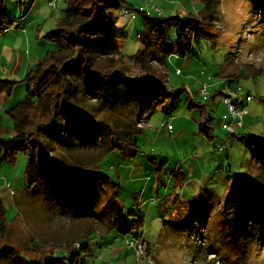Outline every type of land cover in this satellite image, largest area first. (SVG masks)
I'll return each mask as SVG.
<instances>
[{
  "label": "rangeland",
  "instance_id": "obj_1",
  "mask_svg": "<svg viewBox=\"0 0 264 264\" xmlns=\"http://www.w3.org/2000/svg\"><path fill=\"white\" fill-rule=\"evenodd\" d=\"M187 1L191 0H169V3L179 10ZM33 2L26 0L21 9L16 0H5L4 11L15 21L7 27L11 34L18 33L20 18ZM205 2L216 9L217 16L215 21L199 27L198 38L187 48L186 55L173 53L160 57V65L152 63L155 73L166 80L172 96L163 99L156 97L157 91H149L145 112L142 110L134 119L144 128V119L151 116L149 126L136 135V155H130L134 147L108 151L112 143H118L117 139L113 136L102 139L104 132L100 128L92 132L98 127L89 121L88 114L79 124L82 129L67 130L64 137L60 134L58 117L50 129L52 139L47 145L61 143L73 151L58 147L39 160L73 163L90 160L120 184L118 199L123 212L128 218L143 217L140 236L156 264H264V187L256 181L259 147L253 144L254 139L264 135V76H248L228 83L218 75L229 60L250 72L253 68L264 72V0ZM47 3L48 0H39L33 7V13L49 12L43 15L45 20L38 26L42 32L53 31L66 11L65 0H61L56 10L50 9ZM123 8L127 6L123 4ZM166 8H161L162 18H172L176 13L165 12ZM143 16L138 14L137 19L119 16L117 21L126 37L122 44L124 70L133 81L141 80L144 74L130 61L145 50L152 38L153 22L144 20ZM9 32L0 33V50L10 53L15 47V51L21 49L15 56L20 58L22 54L24 62L29 61V54L41 57L38 54L46 55V51L56 47L51 36L40 32V37H36L33 29L27 34L34 41L35 45L31 46L21 41L27 36L25 32L19 33L22 35L19 38ZM167 41L174 47L186 43L174 30L167 33ZM250 52L256 56L253 60L248 59ZM10 70L4 62L0 79L20 82L24 78L22 70L14 73ZM204 84L208 85L209 95L223 88V94L241 99V105L247 107L243 128L235 136L223 129L224 124L231 123L232 116L222 104V95L205 101L200 94ZM247 94L252 97L250 102L246 101ZM26 99L23 83L11 95H0V131L4 136L14 134L7 112ZM189 99L206 104L213 119L214 140L200 133L197 124L200 112L188 109ZM90 101L84 102L85 108ZM166 105L170 109L168 116L161 112V107ZM149 106L150 112L146 111ZM126 111L117 109L113 115L97 116L111 123L117 118L126 120ZM167 121L172 128H168ZM35 153L38 156L37 150ZM49 164L52 167L48 169L47 181L40 178L44 170L32 169L28 175L27 157L22 151L13 162L0 166V201L8 224L6 237L0 240V264H22L20 255L42 262L52 252L51 248H54V257L61 259L67 256L66 247L89 230L94 233L89 242L92 256L86 259L87 264H137L134 250L129 248L133 235L123 237L116 231L109 235L114 218L113 202L96 189L94 178L87 174L72 176L73 173L58 170L60 164ZM31 179L35 183L29 188ZM44 245L50 248L45 249Z\"/></svg>",
  "mask_w": 264,
  "mask_h": 264
},
{
  "label": "trees",
  "instance_id": "obj_2",
  "mask_svg": "<svg viewBox=\"0 0 264 264\" xmlns=\"http://www.w3.org/2000/svg\"><path fill=\"white\" fill-rule=\"evenodd\" d=\"M16 1L19 8L25 7L26 0ZM4 2L5 0H0V33L15 22L10 20L4 11ZM65 3L64 15L58 19L53 31L49 33L51 42L56 44V50L48 52L30 69L22 81L0 80V95H11L19 83L26 85L27 92V99L7 112L13 124V136H4L3 131H0V166L4 162H13L17 154L22 151L27 157L28 175L34 169L44 170L45 173L42 172L40 178L47 181L50 176L48 169L52 167L49 162H52V165H61L58 170L73 173L72 176L86 174L91 176L95 180L96 189L109 196L110 201L113 202L114 218L109 225V235L116 231L123 237L133 235V238L142 239L140 231L144 225L143 217L135 219L129 216L130 219L124 214L123 206L118 199L121 185L113 182L96 163L90 160L73 163L72 161L61 162L59 159L39 160V158H44L47 152L53 153L58 147L67 152L73 151L72 148H65L61 143L47 145L52 139L50 129L58 117L61 126L60 134L64 137L67 130L82 129L80 123L88 114L89 121L96 123L98 127L92 132H97L100 128L104 132L102 139L106 140L109 136L117 139L118 143H112L108 151H122L126 147H134V152L130 155H136L138 149L136 135L141 133L139 124L138 126L136 123L123 124L118 118L108 123L97 115H113L117 109L132 112L136 107H139L140 111H145V106L149 103V91L153 93L157 91L156 97L163 99L172 96V93L168 91L166 80L155 73L152 63L160 65V57L170 56L173 53L185 56L187 48L190 49L191 43L198 38L199 27L213 22L214 19L192 15L165 19L162 18L163 14L161 16L143 14L144 18L153 22L152 38L145 50L130 61L144 74L141 80L133 81L124 70L125 58L122 44L126 37L122 35V30L117 25L121 8L123 4H127V1L65 0ZM170 30H174L178 37L184 38L186 43L175 47L168 43L167 33ZM238 71L239 74L234 79L240 80L250 76L247 68H241ZM255 73L257 76H264L261 70H256ZM121 98L125 101L124 103H121ZM88 100L91 101L85 108L84 102ZM187 106L190 110L195 109L200 112L197 122L200 133L214 140L213 119L206 104L189 99ZM148 109L150 112V106ZM161 110L165 114H170L167 105L161 107ZM253 144L259 147V173L256 181L264 187V135L254 139ZM36 150L38 156L35 153ZM34 183L31 179L29 188ZM113 205L116 206L113 207ZM7 231L5 211L0 201V240L5 239ZM136 232L137 235H134L133 233ZM93 233L89 230L86 235L78 238V241L67 246V256L61 259L54 257L52 253L54 248H51L52 252L45 255L42 262L20 255L22 264H68L69 260L71 264H87L86 259L92 256L89 242ZM103 238L104 236L102 240ZM32 242L35 244V239ZM44 248L47 249L50 246L44 245Z\"/></svg>",
  "mask_w": 264,
  "mask_h": 264
},
{
  "label": "crops",
  "instance_id": "obj_3",
  "mask_svg": "<svg viewBox=\"0 0 264 264\" xmlns=\"http://www.w3.org/2000/svg\"><path fill=\"white\" fill-rule=\"evenodd\" d=\"M126 1H127V4H126L127 8H123L121 10L120 16H122V13L125 10H127V9L137 10V9H141L142 8L144 10H148V8L151 5H153V4L155 6L160 7V9L162 7H166L167 6L165 12L170 13V11H172L173 13H176V14H172L171 17H176V16L183 17V15L184 16L192 15V16H197V17H209V18H213L214 21H215V17L217 16V13H218V12L215 11L216 9L214 10V7H212L211 5L208 6V2H205V0H191L190 2L187 1V3H184L182 5V9H179V10H177L178 7L177 8H174V6L171 7L172 4L169 3V0H126ZM199 2H202V4L204 5V7H201V5H200ZM35 3L36 2L34 1L33 4H32V6H31V8L27 11V13L20 18V21H19L20 23L18 24L19 31H16L18 33L11 34V31L10 30H9L10 32L8 31L9 34H11L14 38H19V36L22 37V35H19V33L24 34L23 33L24 32L23 30H25V34L27 35L28 32H29V30H32L33 29L34 35H35V31H36V35H35L36 37H40V35H39L40 32H41V35H44V34L49 35V33L52 32V31H47L46 32L45 30L43 32L40 31L41 30V27L39 28L38 26H39V24H41L45 20V17L43 18V15H45V14L48 15L49 12L47 13V12L39 11V13H33V7H34ZM149 3H152V4L149 5ZM199 6H200V8H198ZM180 10L182 12H184L183 15L180 14V13H182ZM154 15H156V14L153 13V16ZM61 17H62V15L59 18H61ZM137 18L138 17H136L135 19H137ZM144 20L151 21L150 19H147V18H144ZM35 36H33V37L36 39ZM21 39H22L21 41H23V42L26 41L27 42L26 43L27 46L35 45L34 44V41H32V39L28 35L27 36H23V38H21ZM15 48L13 50H11L10 53L7 52V51H4L3 49L0 50V70L2 68V64L4 62H7V66L11 68L10 71L12 73H14L16 71L19 72V71L22 70L23 71L22 73H23V75L25 77L27 75V73L30 71V69L34 65H36L38 62H40L46 56V55H43L42 52L40 54H38V56H41V57H37L36 55L31 56L29 54V61L28 62H24V59L25 58L23 59L21 57L22 54H21L20 58H18L19 56H15V53H19L21 49H19L18 51H15ZM55 50H56V48L54 47L52 50L46 51V53H48L50 51H55ZM23 55L25 56L26 53H24ZM247 67L250 68L251 66H247ZM241 68H246V67H244L242 65H239L235 61L231 62L229 60V61H227L225 63V65H222L221 70H220V72H219L218 75L221 76L222 78L228 80L227 81L228 83L231 82V81H233V80L239 81L237 79H234V77L239 74V71L238 70L241 69ZM252 68L253 67H251V69ZM252 70H253V72H250V70H248V72L250 73V77H252V78L257 77V75H256L255 72H256V70H260V68H253ZM165 75H166V73H165ZM0 80H14V79H0ZM221 85L222 84H220L219 86H221ZM216 86L217 85H215V87ZM222 90H223V88H219L217 90V93L216 94H213V93L210 92L211 94L209 95V99L213 98L214 96L216 97L217 94L218 95L219 94L222 95V97L226 96L227 93L223 94ZM247 95H249V94H247ZM205 101H208V100H205ZM222 104H224V103L222 102ZM187 105H188V103H187ZM146 111H149V109L146 110ZM126 112L128 113V116H127L126 120H124L123 118H121V120L119 119V121L121 123H123V124H125V123H131V124L135 123V120L134 119L136 118V116L138 117L141 114V111H140L139 107L138 108L137 107L134 108V110L132 112H128V111H126ZM161 112L163 114H165L163 112V110H161ZM165 115L168 116L169 114H165ZM150 117L151 116L149 115L147 118L144 119L145 120L144 121L145 122L144 128L146 126L147 127L149 126ZM0 119H1V117H0ZM122 120H124V121H122ZM232 120H233L232 117L229 118V121H232ZM170 123H171L170 121H167L168 128H170L169 126H171ZM136 124H140V123L137 122ZM160 127H163L164 128L163 125H160ZM139 128H141V131H143V129H144L142 127H139ZM171 128H172V126H171ZM236 134L237 133L235 132L232 135L235 136ZM133 152L134 151H131L130 153H133ZM94 153H96V152H94Z\"/></svg>",
  "mask_w": 264,
  "mask_h": 264
},
{
  "label": "built area",
  "instance_id": "obj_4",
  "mask_svg": "<svg viewBox=\"0 0 264 264\" xmlns=\"http://www.w3.org/2000/svg\"><path fill=\"white\" fill-rule=\"evenodd\" d=\"M39 0H35V2H38ZM60 3V0H48V7L52 10H56L58 5ZM151 10H144V9H138V10H125L122 13V16L126 18H131L135 19L138 14H145L150 15V14H157V15H162V9L157 8L155 5L150 6ZM4 31L8 32L9 28H5ZM25 32V30H23ZM256 58V56L253 55L252 52L248 54V59L253 60ZM257 61H260V59H257ZM177 73H180L178 70ZM200 94L204 96L205 100L209 99V93H208V85L204 84L200 88ZM252 100V97L246 96V101L250 102ZM223 103L227 108V111L231 114L232 116V121L231 123H226L223 125V129L228 132V133H235L238 129L243 128L244 120L245 117L248 115V109L244 105H241V99L236 98L233 99L231 95H226L223 97ZM171 128V126H170ZM78 246V245H77ZM129 248L134 250V257L135 261L137 264H156L154 258L148 254L147 248L148 246L145 244L142 239L139 238H133L129 242Z\"/></svg>",
  "mask_w": 264,
  "mask_h": 264
},
{
  "label": "bare ground",
  "instance_id": "obj_5",
  "mask_svg": "<svg viewBox=\"0 0 264 264\" xmlns=\"http://www.w3.org/2000/svg\"><path fill=\"white\" fill-rule=\"evenodd\" d=\"M170 127V126H169Z\"/></svg>",
  "mask_w": 264,
  "mask_h": 264
}]
</instances>
